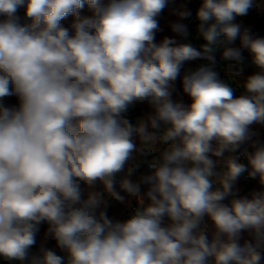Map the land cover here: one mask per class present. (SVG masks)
Returning <instances> with one entry per match:
<instances>
[{
	"label": "clouds",
	"instance_id": "9594fccd",
	"mask_svg": "<svg viewBox=\"0 0 264 264\" xmlns=\"http://www.w3.org/2000/svg\"><path fill=\"white\" fill-rule=\"evenodd\" d=\"M168 0H0V257L20 264H264V191L236 196L248 172L264 185V143L233 155L264 123V37L232 23L253 0H202L198 50L165 37L157 17ZM87 6L91 16H81ZM23 7L31 23L18 22ZM74 21L65 27L68 16ZM191 15L184 9L180 20ZM174 33L187 37L183 23ZM239 38V47L231 46ZM239 60L248 50L259 72L243 79L245 94L202 66L182 77L190 104L172 99L184 62L214 53ZM239 75V74H237ZM135 102L151 111L132 124L122 116ZM165 147L149 174L130 177L138 156ZM227 154V155H226ZM222 158L215 161L211 157ZM137 161V162H134ZM222 163L223 171L217 167ZM120 189L140 208L121 222L96 194L82 198L78 181H97L121 203ZM220 188L212 190V178ZM141 185L150 203L144 206ZM211 228H209L208 222ZM64 255L37 243L41 223ZM245 235L249 237L245 238Z\"/></svg>",
	"mask_w": 264,
	"mask_h": 264
},
{
	"label": "built area",
	"instance_id": "2783aa9c",
	"mask_svg": "<svg viewBox=\"0 0 264 264\" xmlns=\"http://www.w3.org/2000/svg\"><path fill=\"white\" fill-rule=\"evenodd\" d=\"M260 1L261 0H253V6L248 10L247 14L243 16H236L235 19L232 21V23L239 26L241 33L247 31L255 36L264 37V8L261 5ZM201 4H202V0H200V3L197 5L194 11V14L190 20L189 28H188L189 43L192 44L194 47H196L198 50L200 49V46L203 43H205L203 38L200 37L198 33V25L200 21L198 20L197 15H196L197 10L201 6ZM231 46L239 47V38H237V40ZM214 55H215L214 64H212L211 62L205 59H201L192 64H189V66L186 69L187 73L195 71L202 66L211 67L212 70H214L218 74V77L220 80H222L225 83H229V85L233 87L234 96L237 97L239 94H245L244 89L241 92L239 91L240 87L238 86V84L243 82V79L245 77L260 71V69L254 64L251 53L246 49H242L241 58L239 60H231V59L226 60L222 56V48L218 47ZM0 103H3L4 105L9 106V107H16L18 106L19 102L16 96H9V97H5L2 100H0ZM150 111H151V108L147 104V102H135L129 106L127 111L123 113L122 116L128 119L132 124H136L137 119L139 117H145ZM252 141H259L260 143H264V123H261L260 130L258 131V133H256L255 136L252 137V140L246 141L242 149V155L241 156L237 155L242 161H245L246 163H248V160L245 156V152L251 153L252 151H254V148L252 147ZM155 147L158 149L157 151L152 152V153H146L143 156L137 157V161L140 163V167L130 177L132 180H133L132 177L134 175H136L137 177H140L141 175L150 173L151 169H149L148 167V162H150L151 160L155 158H158L160 156V152L163 150L165 146L162 144H157L155 145ZM236 154H237V151H236ZM137 161H134V162H137ZM217 171L218 172L223 171V168L221 166H218ZM125 173L126 172H123L122 179L125 177ZM213 178H212V182L216 184L217 186H220L217 180ZM241 178L243 180L242 188H243L244 194L243 196L238 197V198H244V197L251 198L252 178L248 176L247 171L241 175ZM147 205H148L147 202L144 201V206H147ZM139 208H140L139 200L137 198L130 199L129 197V200L127 201V203H125V205L122 206V216L123 217H122L121 222L129 219L132 215L135 214V212ZM113 220L116 221L115 218ZM47 228H48V225L46 222L41 223L39 225V229L46 231V232H44L42 236L41 244L36 243L35 245L32 246V248L30 249V256L40 255V249H36L35 246L41 247L42 244L44 247L56 251L58 255H64V253L61 252L60 249L57 248L55 240L47 236ZM258 251H260L262 258H264V246L259 248ZM0 264H20V262L19 261H6L2 257H0ZM24 264H28V262L26 261L24 262Z\"/></svg>",
	"mask_w": 264,
	"mask_h": 264
},
{
	"label": "trees",
	"instance_id": "16d2710c",
	"mask_svg": "<svg viewBox=\"0 0 264 264\" xmlns=\"http://www.w3.org/2000/svg\"><path fill=\"white\" fill-rule=\"evenodd\" d=\"M104 2H107V0H104ZM260 2L264 8V0H261ZM199 3H200V0H168V4H167L166 8L157 17L158 24H159V31L156 32V37H155L156 42L159 43L165 37H168V38L175 39L177 41V43H189L188 35H187V37H184V36H181L177 33H174L171 29V25L173 23H177V22L183 23L186 26L187 32H188L190 20H191L193 14H194V11H195V9ZM184 9H187L188 11H190L191 15L189 17L183 19V20H180L178 13ZM80 14H81V16H91L92 12L87 6H85V8L83 10H81ZM16 15L19 18L20 24L27 25V24L31 23L30 19L25 16L23 7H21L17 11ZM4 19H5V17L0 16V21H2ZM73 21H74V17L70 15L62 21V24L65 27H70ZM198 60H201V59L186 61L183 63V65L181 67L180 75L177 77L176 81L173 82L174 91L172 93V99L175 102L183 103L185 105L191 103V98L186 93H184V91H183L182 77L185 74H187L186 69L189 66V64H192ZM239 89H240L239 91L241 92L243 90V87L242 88L240 87ZM240 95H243V94H239L237 97H239ZM260 126H261V123L253 124L251 126V130L254 133H258V131L260 130ZM233 155L235 156V158L237 159V161L239 163L245 165L246 168L250 169L248 163H246L245 161H242L237 156L236 152ZM211 158L215 161H221L222 160V158H218V157H214V156ZM218 166H221L223 168L222 163H220ZM125 176H126V173H125ZM132 178H133V181L139 180V177H137L136 175H134ZM213 179H216V177H214ZM78 183H79V186L81 188L82 198H87L89 193H93V192L96 193L106 203V211H107L109 218H111V219L115 218L116 221L122 220V217H123L122 216V206L125 205V203H127V201L129 200V197H130V199L136 198L133 196H129L127 193L123 192L120 189L119 183L116 182V180H115V190L117 192H119L122 196H124V198H125L124 203H121L120 201L113 199L109 195V193L105 190L104 185L99 181H97V183L92 187H89L88 185L84 184L82 181H78ZM242 183H243V180L240 176L235 183L236 196L235 197L229 196L224 201H222V203L230 206L231 200L233 198H238V197L243 196L244 191L242 188ZM219 188H220V186H217L216 184L213 183L212 190H217ZM146 191H147V186L141 185V195L143 197V201H145V202H147V204H149L150 201L148 200V198L145 195H143ZM254 191H264V185L260 184L258 176L256 178H252V180H251V194ZM205 221L208 222L207 217H205ZM208 224H209V228H211L210 222H208ZM44 232H46V231L39 229V231L37 233V237H36L37 243L41 244L42 236H43ZM245 238L248 239L249 237H247L245 235Z\"/></svg>",
	"mask_w": 264,
	"mask_h": 264
},
{
	"label": "water",
	"instance_id": "95a60500",
	"mask_svg": "<svg viewBox=\"0 0 264 264\" xmlns=\"http://www.w3.org/2000/svg\"><path fill=\"white\" fill-rule=\"evenodd\" d=\"M246 141L240 145V147L238 148L237 150V155L238 156H241L242 155V149L245 145ZM122 177H123V172H120V173H117L116 176H115V180L120 183V181L122 180ZM36 249H40V246H35Z\"/></svg>",
	"mask_w": 264,
	"mask_h": 264
},
{
	"label": "rangeland",
	"instance_id": "374dc122",
	"mask_svg": "<svg viewBox=\"0 0 264 264\" xmlns=\"http://www.w3.org/2000/svg\"><path fill=\"white\" fill-rule=\"evenodd\" d=\"M141 118H143V117H139L138 119H141ZM138 119H137V120H138Z\"/></svg>",
	"mask_w": 264,
	"mask_h": 264
}]
</instances>
